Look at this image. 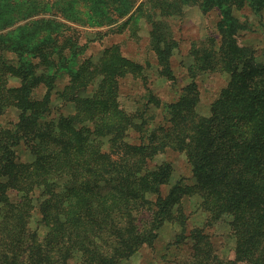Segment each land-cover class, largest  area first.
<instances>
[{"label":"rangeland","instance_id":"1","mask_svg":"<svg viewBox=\"0 0 264 264\" xmlns=\"http://www.w3.org/2000/svg\"><path fill=\"white\" fill-rule=\"evenodd\" d=\"M19 1L23 11L13 15L0 7V264H82L95 254L109 258L114 252L111 240L128 225L126 222L132 220L143 232L153 221L150 204L133 211V217L117 221L121 213L118 209L129 206V202L120 195L107 199L118 187L108 175H98L104 165L109 168L108 160L118 162L119 156H128L127 146L140 145L139 126L125 132L123 143L112 145L109 137L104 144H95L83 162L82 157L77 158L81 149L77 140L81 138L79 130L83 125L71 122L75 115L73 106L77 107L81 98L87 112L91 103L86 100L97 91L102 61L107 52L111 54L118 46L121 56L142 66V77L119 80L118 109L134 115L143 112L150 90L160 104L155 114L161 119L162 105L175 101L191 75L197 74L195 111L199 116L209 115L212 103L230 80L229 73L206 57L209 50L215 55L223 51L219 30L224 28L220 12L225 5H214L207 11L211 1L182 0L181 13L163 19L167 24L160 31V38L171 42L169 46L173 44L170 62L175 84L172 85L173 81L161 74L157 56L151 49L148 21L151 19L135 13L145 0H136L127 15L113 24L99 22L79 7L80 18L75 19L69 12L62 15L52 6L47 8L39 3V9L29 0ZM104 1V8L106 4L116 5L115 0ZM233 15L247 28L233 37L236 44L264 56V32L258 15L248 6L233 7ZM42 18L54 22L46 26L33 23ZM203 57L209 64L206 70H200ZM109 61L116 60L110 57L104 63ZM26 86L29 93L23 101ZM148 121L146 126L151 130L157 121ZM4 156L8 160L2 163ZM164 161L170 163L171 173L167 183L160 187L163 197L178 180L193 182L185 153L171 148L157 152L142 170L153 172ZM144 173L141 177L148 183L151 174ZM72 190L79 193L83 221L90 224L92 233L77 226V220L70 225L69 233L66 224L61 226L60 214L72 213L66 203V196L73 195ZM154 196L152 193L149 199L154 200ZM113 199L120 202L115 206ZM200 206L198 197L184 198L180 210L155 231L153 245L142 246L130 257L119 259V264H175L189 260L192 257L189 240L177 247L172 245L182 231L188 234L194 228L203 229L219 258L233 264H248L247 259H236L239 234L231 226L230 218L223 216L210 222Z\"/></svg>","mask_w":264,"mask_h":264},{"label":"trees","instance_id":"2","mask_svg":"<svg viewBox=\"0 0 264 264\" xmlns=\"http://www.w3.org/2000/svg\"><path fill=\"white\" fill-rule=\"evenodd\" d=\"M17 1L0 0V7L6 8L8 13L13 15L23 11L20 1ZM29 1L34 8H39L41 3L47 8L52 6L62 15L69 12L75 19L80 18L78 13L81 10L96 17L99 22L113 24L117 18L127 15L136 0H115V6L106 4L105 8L102 5L103 0ZM202 1H211V5L206 8L207 11L211 9V6L225 5L224 10L221 9L220 12L224 28L219 30L223 51H219L220 55H215L209 50L206 57H209L214 65H218L220 70L230 75L228 87L223 89L218 99L212 103L209 115L199 116L195 111L198 98L194 78L197 74L191 75L190 82L181 89L175 101L162 105L161 119L155 114V109L160 107V104L156 102L150 90L147 91V101L143 110L147 112L146 115L143 112L129 114L123 109H118L116 98L119 80L127 76L142 77L140 75L142 66L121 56L118 46L111 54L107 52L105 55L107 58L102 61L100 67L103 70L100 71L97 91L93 94V98L86 100L87 103H91L87 112L84 110L85 101L79 96L80 101L77 107L73 106L75 115L71 118V122L83 125V128L79 130L81 138L77 140L81 148L77 158L82 157L83 162L95 144L102 145L109 137L111 138L108 141L112 145L123 143L125 132L136 125L139 126L140 145L127 146L130 151V153L126 151L128 156H119L118 162L108 160L109 168L107 169L104 165L98 175H108V178L118 187V191L114 194L110 193L107 199L120 195L129 202V206L117 208L121 212L117 221H121V217H133V211L143 208L146 204H150L154 210L153 221L145 231H139L131 220L126 222L128 225L123 230H119L112 240L110 239L114 244L111 257L104 258L95 254L89 261L84 260L82 264H119V259L130 257L142 246H152L157 237L155 231L164 220L180 210L183 199L186 197L200 199V207L209 215L210 222L223 216L230 218L231 226L235 227L239 234L235 249L237 260L243 258L247 259L248 264H264V56L255 55L252 48L241 47L233 40L240 30L247 29L233 15V7L242 9L248 6L254 14L258 15L264 32L262 24L264 0ZM149 2L152 3L148 5ZM181 3L182 0H145L135 10V13L141 17L151 19V21L148 20L151 24V49L157 56L161 74L173 81L172 85L175 84L170 62V46L173 44L169 46L171 42L162 40L160 31L167 24L164 18L181 13ZM77 7L80 10H77ZM223 15L227 16L223 17ZM227 20L230 21L229 24ZM50 22L54 21L44 18L33 21L35 25L42 26ZM227 28H229L228 32L225 31ZM110 57L116 61L105 64L104 62ZM201 64L200 70L208 69L209 64L206 58H202ZM192 68L191 65L190 69ZM24 91L26 94L22 100L28 95L29 87L26 86ZM73 99L72 97V101H75ZM148 120L157 121L151 130H148L146 126ZM166 148L185 153L193 182L178 180L163 197L160 194V187L167 183L170 176V163L165 161L160 163L153 172L142 169L157 152H163ZM6 160L8 158L4 156L2 163ZM142 172L146 175L147 172L151 174L148 183L141 177ZM72 192V196H66V199L68 198L66 203L71 206L70 210L73 214L69 213L66 216L62 212L59 218L62 221L61 226L66 224L69 233L70 225L77 220V226L89 232L90 224L86 220L83 221L84 212L79 206V193L76 190ZM152 193L155 195L154 200L149 199ZM113 200L115 206L120 202ZM4 202L7 203V201ZM176 204L178 205L175 207ZM181 219H183L182 215ZM184 226L185 224L182 225L183 228ZM99 228L101 229L100 225ZM204 234L202 228L191 229L188 234H185V230L182 231L172 246L177 247L189 240L192 257L175 264L234 263L214 254L213 245Z\"/></svg>","mask_w":264,"mask_h":264}]
</instances>
